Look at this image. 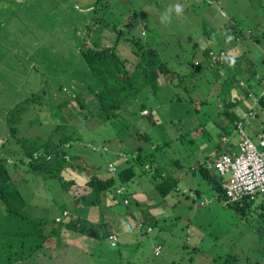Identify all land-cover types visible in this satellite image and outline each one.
I'll list each match as a JSON object with an SVG mask.
<instances>
[{
    "label": "rangeland",
    "instance_id": "obj_1",
    "mask_svg": "<svg viewBox=\"0 0 264 264\" xmlns=\"http://www.w3.org/2000/svg\"><path fill=\"white\" fill-rule=\"evenodd\" d=\"M92 2L94 1H81V5ZM176 5L182 8L179 14L175 11ZM120 7V11L124 12L136 9L137 14L131 15L137 17L139 22L131 31L139 33L138 29L147 23L150 31H147V35L142 36L141 40L155 47L160 57L166 60L173 70L181 74H194V80L185 78L190 83V95L199 94V89H192L193 85L200 86L202 92L210 90L211 93L219 90L218 85L223 80L220 77L214 84L209 71L193 65V61L199 57V50L204 47L214 50L223 48L231 54L246 51L264 75V35H256L253 31V39L245 35L240 41L216 40V37L222 34L219 29L224 23L230 22L229 17L238 23L244 32L256 23L258 28H264V0H128L125 7ZM108 10L112 12L111 10L117 9L110 7ZM75 11L77 10L72 8L71 16H64V19L68 16L71 20L77 18L72 15ZM109 16H104L103 20H110ZM79 26L82 25L79 23L78 31L73 32L72 25H65L61 27L64 31L47 32L44 39H41L43 33H32V37L37 40L34 42L36 46L32 43L20 48H0V146L5 144L12 150L16 147L5 122L6 110L19 103L24 96L35 93L38 98L33 104L34 107H29L23 121L18 125L19 135L44 136L58 122H75L73 130L80 139L69 149V154L80 156L79 160L87 164L91 173L103 178L114 175L115 172L108 171L107 165L112 163L118 170L134 164L135 152L140 147L142 150L154 152L151 161H147L148 165H153L151 169L156 168L162 175L176 171L182 176L186 174L187 176L181 179V184L184 185L187 179L190 185L186 189L178 188L172 191L163 199L155 189L154 180L151 179L152 172H138L132 180L124 183L130 193V202L124 205L122 198L116 194L114 201L117 203L112 210L116 209L119 216L115 217L113 222L108 219L107 221L127 227L118 231V244L112 247L108 238L101 237V232H97L99 222L107 218L105 208H100L98 213L92 212L93 218H88L90 225H86V231L82 235L79 231L65 230V224L74 218L73 215L81 210L80 207H75L69 193L64 192L57 181L44 180L42 176L28 171L24 164L13 166L18 155H8L11 176L27 202L26 212L31 216L47 218L49 231L54 224L53 218L61 216L64 209L68 211V216L56 224L57 231L51 237V243L48 242L38 250V255L17 264L264 263V217L257 216L254 206L245 216H241L217 199V193L210 183L188 171L192 161L196 158L201 160L203 155L213 152L218 142L219 128L214 121L209 120L216 113L214 95L209 97L210 104L202 106L198 114L192 115L193 106L186 101L187 92L171 88L156 96L151 95L147 88H143L135 104L127 107L116 118L104 122L94 118L87 121L74 118L70 113L71 105L68 106L70 110L66 106L51 107L52 104L62 102L66 94L73 96V88H77L79 77L85 68L82 58H77V52L70 50V47L76 49L78 38L75 40V37L83 34V27ZM14 35L16 36V33ZM103 37L102 42L105 44L112 41L111 36L108 39L106 35ZM118 53L131 63L136 60L131 52V44L127 41L119 44ZM12 60L17 64L24 63L26 67L29 66V70H25V74L22 73V65L8 70L7 64L4 63ZM225 70L227 69L221 70V73ZM239 85H242V81H239ZM69 86L73 87V91L69 90ZM239 89L240 87L236 86L235 92L238 93ZM260 89L259 87L258 91ZM20 92L21 95H16ZM175 93L181 94L185 100L178 103L169 101V96ZM255 99L256 96L243 99L238 105L244 109L246 106L254 107L250 112L246 109L244 113H238L237 109H234L242 119L245 132L252 138L257 131L264 134V110L256 106ZM140 102H145L151 108V118L138 113ZM92 106H96V100L91 103ZM207 111L211 113L210 117ZM142 114L147 115L148 111H143ZM205 120H209L205 126L189 132ZM203 129L209 134H202ZM136 130L147 132L148 141L138 135L132 138L131 134ZM232 135L235 140L237 133L233 132ZM190 139L193 140L192 143L189 142ZM198 149L202 151L196 152ZM190 152H193L192 158L188 156ZM175 159L179 160L180 170L170 162ZM135 167L139 171V167ZM118 185L119 183L116 184ZM196 190L199 192L198 196ZM137 201H142V209ZM259 202L262 201L258 199L256 204ZM98 207L99 205H96L95 208ZM2 210L0 201V212ZM136 218H145L148 222L145 225L151 226L152 230L147 231L144 228L141 231L136 224ZM52 244L54 245L50 248ZM157 244L163 246L159 255L153 252Z\"/></svg>",
    "mask_w": 264,
    "mask_h": 264
},
{
    "label": "trees",
    "instance_id": "obj_2",
    "mask_svg": "<svg viewBox=\"0 0 264 264\" xmlns=\"http://www.w3.org/2000/svg\"><path fill=\"white\" fill-rule=\"evenodd\" d=\"M127 2L128 0H111V2L109 0H94V2L87 5L88 8H82V10H85L84 12H77V15H74V17L77 18H74V20H71L69 16L64 19L65 14L61 17H57V22H60V18L62 20V28L70 24L73 26L71 30L73 32L78 31L79 23L82 25L79 27H83V34L79 37H75V40L78 38V43L75 45L76 49L70 47V50L77 52L76 57L82 58L85 68L83 71L81 70L82 73L81 77H79L77 88L69 86L70 91L74 89L73 96L66 94L62 102L55 103V105L49 103L51 107L66 106L68 108V106L71 105L72 108L69 107L71 110L68 109L70 113L73 114L74 118H81L83 121L94 118L95 120L104 122L105 120L116 118L127 107L135 104L140 98L143 88H147L151 95L156 96L161 91H166L171 88H177L181 92L185 91L188 93L190 83L186 81V79L194 80L192 78L194 74H181L179 71L173 70L169 63L160 57L155 47L141 40L142 36L147 35V31H150L147 23H144L143 26L138 29L139 33H133L131 31V28L136 27L139 21L137 22V17L134 18L135 16H133L137 14L135 8H132L131 11H120L121 7L119 8V3L125 7ZM35 3L38 2L34 0L31 1L32 5ZM83 5L86 6V4ZM55 6L56 1L47 0L43 8L45 11L43 10L41 16H34V14H31L30 19L32 21H29L25 17H19L29 22L27 25V32H16V36L12 39H8V41H10V43L14 42L16 45L15 48H20L21 45L17 42L18 37L21 38L25 36L27 40L33 41L36 38L32 37V33H37L39 31V33H43L41 39L46 38L45 33L53 32L52 24L56 18L53 11ZM110 7L117 10H111L112 12H110L108 10ZM28 10H30L29 7ZM33 10L34 8L32 7L31 11ZM106 15H110V20H103V17ZM230 18L231 17H229L230 22L224 23L223 27L219 29L220 33L222 31V34L216 37L217 41L220 39H224L225 41H240L245 35L253 39V31H255L256 35H264L263 27L258 28L256 26L258 25L257 23L244 32L238 23H235V21ZM33 20H36L35 22L37 25L35 23L33 24ZM43 20L49 23V25H41ZM35 28L37 30H35ZM44 28H47L46 32L40 31ZM210 30L212 32L214 31V29ZM224 30L226 31L224 32ZM62 31L64 30H60V32ZM19 33L24 34L20 35ZM103 35H106L107 39L111 36L112 41L105 44L102 42L104 38ZM255 40L258 39L255 38ZM123 41H127L131 44V52L136 57L135 62H129L127 58H123L118 53V46ZM234 49L238 50L237 47H234ZM212 54L216 55V57H222V60H217L216 62L212 61ZM232 60H234V63H231ZM262 60L264 62V57ZM4 64H7L8 70L22 65L24 68L22 73L24 74L25 70H29V66L26 67L24 63L17 64L13 60ZM80 65H82V63H80ZM193 65L201 67V69H206L207 72L209 71V74L214 80V84L215 80H219L220 77L223 78V80L220 82V85H218L219 90L215 92L212 91L211 93L209 92L210 90H203V93L200 86H198V88L191 83V86L193 85L192 89H199L198 95H190L189 93L187 95L186 101L189 105L193 106L191 108L193 111L191 114H198L202 106L211 103L209 97L214 95L216 98V113L215 116L211 117L209 120L215 122L219 128V132L217 133L218 142L215 145V150L209 154L203 155V159L201 160L200 158H196L194 162L192 161L188 171L193 175L201 176L210 183L217 193V199L222 201L226 206L233 208L241 216H245L246 213L250 211V208L254 206L257 216L259 218L264 217V202L256 204V202L247 199H244L242 204L239 202H227L220 176L214 168L210 167V164H213L223 154L231 155L232 151L238 150L237 142L233 143L231 141L233 138L232 133L238 130V125L243 129L244 126L242 119L234 109L243 99H248L250 97L253 89H256L258 86L261 88L263 87L264 75L260 73L255 60L252 59L246 51L231 54L228 50L223 48L214 50L210 47H204L199 50V57L193 61ZM224 68L227 70L221 73V70H224ZM239 81H242V85H239ZM236 86L240 87L238 93L235 92ZM66 90H68V88H66ZM254 93L256 94V106L258 105L260 109L264 110V95L257 94L256 92ZM21 94L20 92L16 95L19 96ZM89 96H92L91 98L93 100L90 101L91 98ZM169 97V101L175 103L185 100L179 93H175ZM37 98L38 95L35 93H32L30 96H24L19 103H15L5 112V122L8 127V132L10 136L14 138L16 147L12 150L11 147H6L5 144L0 146V201L3 205V210L0 212V264L22 263L28 260V258L30 259L34 255H38V250L45 247L48 242L51 243V237L57 231L56 224L62 222L61 220L56 221L53 218L54 224L50 227L49 231H47V218L31 216L25 211L27 202L17 188L16 181L11 176L8 168V164H10L8 155H18L15 159L16 161L13 162V166L24 164L28 171H31L35 175L42 176L44 180L53 179L57 181L64 192L69 193L77 208L80 206L90 207L96 205H99V209L104 207L111 208L117 203L114 201L117 195L122 198L124 205L129 204L130 193H128L123 184L132 180L138 172L149 174L152 172L151 179L154 180L155 189L163 199H166L172 191L183 188L180 183V178L175 175L177 171L175 173L172 172L173 174L167 173L162 175L156 168L151 169L153 165H148L149 163H147V161H151L150 158L153 157L154 152L142 150L140 147H138L135 152L134 164L126 165L117 170L112 163H109L115 168L114 175L103 178L97 174L91 173V169L88 168L87 164L79 160L80 156L69 154V149L80 139L73 130L75 122L73 124L58 122V124L52 127L48 134L44 136L37 135L26 137L19 135L18 125L23 121L29 107H34L33 104L36 102ZM94 100H96V106L91 107V103ZM252 109L254 108H249V112ZM146 110L148 114L143 115L142 112ZM138 111L140 115L151 118L152 110L145 102H140ZM207 112L210 114V117L211 113L209 111ZM207 121L205 120L204 122L198 123L195 127L190 129L189 132H193L194 130L197 131L201 126H205ZM202 134L208 135L209 133L203 129ZM134 135L144 138L145 141H148L147 139L149 138L147 132L145 133L140 130H136L131 134L132 138ZM254 136V138L251 136L249 137L256 141L257 135L254 134ZM189 142L192 143L193 140L190 139ZM166 143L167 142H165V144ZM199 151L201 152L202 150L198 149L196 152ZM188 156L192 158L193 152H190ZM170 162L177 166V170L181 169L178 159L171 160ZM109 164L107 165V169H109ZM135 166L139 167V171H137ZM108 171L113 172L110 170ZM158 176L160 178L159 180ZM118 183L119 185L116 186ZM119 187H123L124 190L117 194L116 190ZM198 194L199 192L196 190V196H198ZM108 199L113 201L110 205H106ZM125 199H127L126 203L124 202ZM137 202L140 209H142V201ZM201 204L203 205V202ZM100 205H102V207H100ZM64 211L67 210L64 209L62 211V218L68 216H63ZM73 217L71 221L65 224L64 229L79 231L82 235L86 231L88 220L77 214L73 215ZM135 220L137 221L136 224H141V231L144 230V228L147 230V227L151 228V226L145 225L148 224L145 218H136ZM104 224L107 223L103 221L99 222V229L97 228V232H101L100 235L104 232L101 237L107 239L112 233L106 231V226ZM117 244L118 237L116 245L111 246L115 247ZM53 245L54 244H52L50 248L53 247ZM157 245L161 246L162 251V244ZM183 247L185 246L183 245ZM193 249H195V247ZM39 258L40 255L38 256V259ZM254 264L261 263L255 261Z\"/></svg>",
    "mask_w": 264,
    "mask_h": 264
},
{
    "label": "built area",
    "instance_id": "obj_3",
    "mask_svg": "<svg viewBox=\"0 0 264 264\" xmlns=\"http://www.w3.org/2000/svg\"><path fill=\"white\" fill-rule=\"evenodd\" d=\"M217 60H222V57L212 54V61L216 62ZM236 133L238 134V150L232 151L231 155L223 154L213 164H210V167L214 168L220 176L227 202L242 204L244 199L252 202L260 199L264 202V136L257 134L256 141H254L240 125H238ZM108 168L113 172L115 170L112 164H109ZM123 190V187H119L116 193H121ZM124 202L126 203L127 199ZM65 215H68L67 211L63 212V216ZM55 220L60 221L62 217L57 216ZM137 226L140 227L141 224H137ZM147 230L150 231L151 228L147 227ZM108 240L110 245L114 246L117 236L112 233L108 236ZM153 252L155 255H159L161 246H155Z\"/></svg>",
    "mask_w": 264,
    "mask_h": 264
},
{
    "label": "crops",
    "instance_id": "obj_4",
    "mask_svg": "<svg viewBox=\"0 0 264 264\" xmlns=\"http://www.w3.org/2000/svg\"><path fill=\"white\" fill-rule=\"evenodd\" d=\"M31 1L32 0H0V48H2V47L15 48L16 45L14 44V42L10 43V41H8V39H12L13 37H15L14 33H16V32L17 33L18 32H27V25L29 22L23 18H21L22 19L21 20L19 17H25L26 19H28L30 21L31 20L30 19L31 14H34V16H41L42 15V12L44 10L43 9L44 8V2H43L44 0H34V1L38 2V3H35L34 5L31 4ZM45 1H47V0H45ZM48 1H56V6H55V9L53 10L55 15H56L55 21L52 24L53 32H57V31L62 30V28H61L62 20L60 18V22H57L56 21L57 17H61L64 14H65V16H67V15L71 16L70 12H71L72 8H75V10H77L72 15H77V12H82V11L84 12L85 10H82L83 7L88 8L87 5L86 6L83 4L81 5V1H85V0H48ZM88 1H90V0H88ZM120 6H121V3H119V8H120ZM28 7L30 10H28ZM32 7L34 8L33 11H31ZM36 20H33V24L35 23L37 25V23L35 22ZM42 24L43 25H49V23H46L45 20L42 21L41 25ZM262 29H264V28H262ZM35 30H37V29L35 28ZM40 31L46 32L47 28H44ZM22 38H26V37L25 36L24 37L22 36L21 38L18 37V41H19L21 46L26 47L27 44L31 45L32 43H33V46H36V45H34L35 44L34 42L35 41L37 42L36 39L33 41L32 40L24 41ZM263 84H264V81H263ZM259 87L260 86H258L257 88L259 89ZM257 88L253 89L252 93L250 94V97L256 96V94L254 92H256V93L258 92L257 94H263L264 95V88L260 87L261 88L260 91H258ZM251 105H252V103H251ZM249 108H251V107H249ZM249 108L246 106L244 109L242 107L236 106L235 109H237L238 113H244V111H246V109L249 112ZM257 134H262L264 136V134L262 132L258 133V131H257L255 133V135H257ZM237 140H238V134H237V138L235 140H234V138L231 139V141L233 143L237 142ZM263 152H264V149H263ZM175 175L180 178V183H181V179L183 177L187 176L186 174L182 176L178 173H176ZM193 179H194V177H193ZM187 181L188 180L186 179L185 184L184 185L181 184V186H184L183 189L188 188V186L190 185L189 183H187ZM112 202L113 201H110L108 199L106 201V205H110V203H112ZM95 207L96 206L81 208V206H80L81 210H78V212H76V214L78 216L80 215V217H82V218L85 217L88 220V218H93L92 212H94V211H97V213L100 212L99 207L98 208H95ZM112 207L111 208L110 207H108V208L104 207L105 208L104 210L107 211V218L105 220H103V222L107 223V224H104L106 226V231H109V233L110 232L115 233L118 237V234H119L118 231L124 230L127 226L121 225L120 223H118L117 225H114L111 223V222H113V219L115 217L119 216V212L116 209L112 210ZM82 210H84V213L82 212ZM109 218H112V219H109ZM107 219L110 220L111 222L107 221ZM88 225H90L89 220H88ZM103 233L101 235H103Z\"/></svg>",
    "mask_w": 264,
    "mask_h": 264
},
{
    "label": "clouds",
    "instance_id": "obj_5",
    "mask_svg": "<svg viewBox=\"0 0 264 264\" xmlns=\"http://www.w3.org/2000/svg\"><path fill=\"white\" fill-rule=\"evenodd\" d=\"M169 10H170V9H169ZM175 11H176V13L179 14V13L182 11L181 6H180V5H176V6H175ZM231 63H234V60H232Z\"/></svg>",
    "mask_w": 264,
    "mask_h": 264
}]
</instances>
